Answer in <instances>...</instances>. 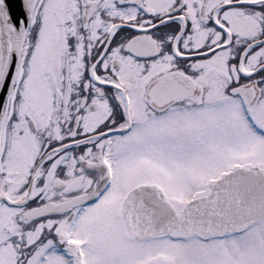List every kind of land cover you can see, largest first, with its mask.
Wrapping results in <instances>:
<instances>
[{"label":"snow or ice","instance_id":"6c2138e0","mask_svg":"<svg viewBox=\"0 0 264 264\" xmlns=\"http://www.w3.org/2000/svg\"><path fill=\"white\" fill-rule=\"evenodd\" d=\"M0 264H264V0H0Z\"/></svg>","mask_w":264,"mask_h":264}]
</instances>
